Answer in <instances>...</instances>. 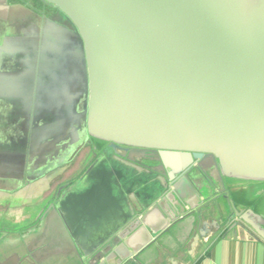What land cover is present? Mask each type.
Here are the masks:
<instances>
[{
	"label": "water",
	"instance_id": "1",
	"mask_svg": "<svg viewBox=\"0 0 264 264\" xmlns=\"http://www.w3.org/2000/svg\"><path fill=\"white\" fill-rule=\"evenodd\" d=\"M239 226L264 241V0H0V264Z\"/></svg>",
	"mask_w": 264,
	"mask_h": 264
},
{
	"label": "crops",
	"instance_id": "2",
	"mask_svg": "<svg viewBox=\"0 0 264 264\" xmlns=\"http://www.w3.org/2000/svg\"><path fill=\"white\" fill-rule=\"evenodd\" d=\"M213 219L215 217L210 216L207 221ZM175 243L177 246L170 242L165 248L157 247L156 256H145L142 264H264V241L243 226L229 232L224 229L215 237L211 236L193 255L189 254V244ZM5 258V254L1 256V263Z\"/></svg>",
	"mask_w": 264,
	"mask_h": 264
}]
</instances>
